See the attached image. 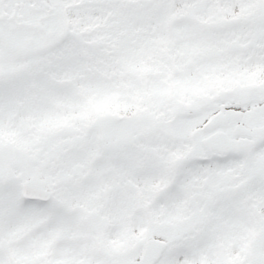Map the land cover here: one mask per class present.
I'll list each match as a JSON object with an SVG mask.
<instances>
[{
  "label": "snow or ice",
  "instance_id": "6c2138e0",
  "mask_svg": "<svg viewBox=\"0 0 264 264\" xmlns=\"http://www.w3.org/2000/svg\"><path fill=\"white\" fill-rule=\"evenodd\" d=\"M0 264H264V0H0Z\"/></svg>",
  "mask_w": 264,
  "mask_h": 264
}]
</instances>
